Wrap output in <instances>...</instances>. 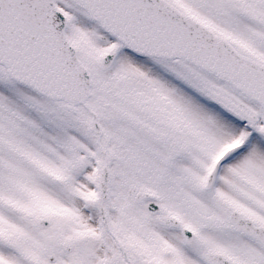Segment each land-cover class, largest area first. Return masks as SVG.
Returning <instances> with one entry per match:
<instances>
[{
  "label": "snow or ice",
  "instance_id": "6c2138e0",
  "mask_svg": "<svg viewBox=\"0 0 264 264\" xmlns=\"http://www.w3.org/2000/svg\"><path fill=\"white\" fill-rule=\"evenodd\" d=\"M0 264H264V0H0Z\"/></svg>",
  "mask_w": 264,
  "mask_h": 264
}]
</instances>
